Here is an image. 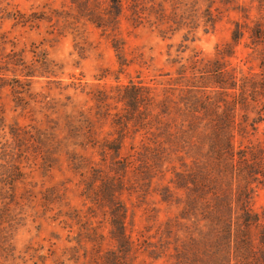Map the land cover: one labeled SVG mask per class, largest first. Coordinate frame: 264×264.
<instances>
[{
  "label": "rangeland",
  "instance_id": "rangeland-1",
  "mask_svg": "<svg viewBox=\"0 0 264 264\" xmlns=\"http://www.w3.org/2000/svg\"><path fill=\"white\" fill-rule=\"evenodd\" d=\"M0 264H264V0H0Z\"/></svg>",
  "mask_w": 264,
  "mask_h": 264
},
{
  "label": "trees",
  "instance_id": "trees-1",
  "mask_svg": "<svg viewBox=\"0 0 264 264\" xmlns=\"http://www.w3.org/2000/svg\"><path fill=\"white\" fill-rule=\"evenodd\" d=\"M119 221V220H118ZM120 225H121V222H120Z\"/></svg>",
  "mask_w": 264,
  "mask_h": 264
}]
</instances>
